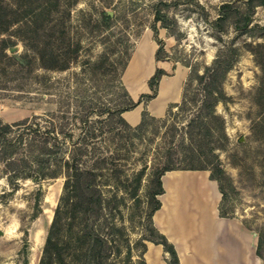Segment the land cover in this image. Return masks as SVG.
I'll use <instances>...</instances> for the list:
<instances>
[{
  "label": "rangeland",
  "instance_id": "obj_1",
  "mask_svg": "<svg viewBox=\"0 0 264 264\" xmlns=\"http://www.w3.org/2000/svg\"><path fill=\"white\" fill-rule=\"evenodd\" d=\"M195 1L208 11L207 20ZM243 1L185 0L173 4L169 13L176 17L177 26L170 33L158 26L157 36L163 46L156 53L158 44L149 26L153 16L148 0H115L118 10L123 11L127 19L124 30L127 37L122 43L128 46L130 54L122 66L121 60H115L116 53L109 51L103 66L94 68L82 61L86 57L95 58L103 49L102 41L113 44L120 26L111 30L106 37L108 40L102 38L105 33L86 31L78 10H87L92 3L99 4V0H0L2 12L20 10L28 5L37 9L51 4L50 11L44 16L49 19L45 27L60 28V19H65L64 27L71 35L79 34L78 59L64 70H45L36 65L29 74L0 69V115L8 122L32 115H39L41 125L53 121L60 143L67 147L64 159H70L69 152L72 153L84 138L95 144L94 156L84 159L96 168L104 183L107 221L102 226L103 231L110 233L111 224L121 228L113 231L120 251L110 255L117 264H136L135 254L140 245L134 241L141 233L149 234L146 230L147 192L153 172L164 166L183 168L191 163L208 167L219 165L223 169L224 210L250 234L252 251L242 257L241 264H264V85L260 88V61L264 63V6L256 7L248 18V25H253L248 31L235 25L219 31L210 23L217 16L220 5L243 6ZM67 12L69 17L63 18ZM33 24L32 17L27 16L14 25L0 26L7 28L0 32V39L6 37L14 42L5 49L7 54L19 55L26 51L36 55L40 47L34 37H23L18 33V29H26V26L34 29ZM143 40L153 43V71L161 64L167 74H171L181 65L184 78L180 95L182 78L179 81L168 79L162 99L178 101L168 103L162 117L148 114L142 127L137 129L115 118H106V109L128 103L130 93L136 96L137 85L146 79L141 72L128 73L133 56L141 60L146 57L137 53L138 44ZM228 46L236 48L237 59L221 83L224 96L215 107L219 117L208 118L206 127L199 132L197 123H190L197 115L201 98L197 75L204 73L213 58ZM16 61H12L13 65H17ZM85 115L86 120H82ZM190 130L201 139V148L194 145L195 158L192 159L184 157L190 154L181 151L180 147L181 135L186 133L188 137ZM18 131L25 139L23 144L15 141L16 155H28L27 139L32 137L39 141L42 135ZM185 142V146L190 145V138ZM56 166L57 176L38 180L17 178L13 187L7 180L8 170L0 161V229L6 227L9 230V234L0 233V264H38L49 220H52L65 179L63 160ZM66 217L62 211L60 221L63 225L69 221ZM73 228L75 230V224ZM60 234L63 239H72L73 243L75 232L64 229ZM107 235L111 237V234ZM258 235L262 239L260 256L255 253ZM72 243L63 248L67 256L71 255ZM127 245L131 246L130 259L126 255Z\"/></svg>",
  "mask_w": 264,
  "mask_h": 264
},
{
  "label": "trees",
  "instance_id": "obj_2",
  "mask_svg": "<svg viewBox=\"0 0 264 264\" xmlns=\"http://www.w3.org/2000/svg\"><path fill=\"white\" fill-rule=\"evenodd\" d=\"M65 1L77 2V0ZM133 1L136 2L138 0ZM179 1L185 0H148L147 5L153 16L149 26L158 44L156 53L163 46V41L157 36L158 26L164 28L168 33L177 26L176 17L170 15L169 9ZM195 3L202 10V17L207 20L209 17L208 11L198 1H195ZM243 3V6L237 4L220 5L217 8V16L210 21L211 25L219 31H225L229 25L241 27L243 31L251 30L253 25H248V18L253 15L256 7L264 6V0H244ZM65 4L76 5V3ZM49 5H47L48 7L42 6L37 9L28 5L22 7L20 10L18 8L9 12L4 10L2 12L0 10V26L5 25L8 27L9 25L23 21L27 16L32 17L34 29L26 26V29H18V33L23 37H34L40 47L36 55L26 51L19 55H9L5 49L10 48L14 42L6 37H2L0 39V69H12L28 74L34 71V65L45 70H64L78 59V51L81 47V41L77 36L79 34L75 33L74 36L71 35L67 28L64 27L65 19H60V28L57 26L45 27L44 24L49 19L46 20L44 16H47V13L50 11ZM78 14L80 16L79 20L82 22V26L86 28V31L99 35L105 33L106 36L103 35L102 38H106L111 30L120 24L118 33L115 32L116 39L113 44L109 41H105L106 43L102 41V51L95 58L86 57L82 63L91 65L94 68H100L107 61L109 51H114L116 53L115 60H121L122 66H124L130 54L128 46L122 43L124 37H127L124 31L127 19L124 16V12L118 10L115 0H99V4L92 3L87 10L79 9ZM66 17H69L68 12L63 15V18ZM6 27H0V32L6 30ZM108 39L106 38V40ZM14 59H17V65H13L12 61ZM236 59V48L228 46L213 58L211 65L206 67L204 73L197 75V81L201 89V98L198 104L197 115L194 119H191L190 123L191 125L197 123V130L199 132L202 128L206 127L208 118L216 119L219 117L215 112V107L219 101L223 100L224 91L222 90L221 83ZM260 66L262 70L261 88L264 85V63L262 61H260ZM163 74H167V71L160 64V66L155 67L153 73L146 79L150 91L140 93L137 99L129 96L128 103L106 109V118H115L117 121L126 122L121 116V112L134 108L140 102L145 104L148 100L155 97L159 79ZM147 115L148 112L144 106L141 111V120L134 127L137 129L142 127ZM39 119H41L39 115H32L31 117L8 122L4 121L0 116V161L8 170L7 180L10 184L14 185L13 187L16 186V181L14 180L17 178L38 180L45 177H54L59 174L56 165L60 164L61 160L66 165L62 191L58 203L54 208L53 217L48 227L38 264H117L116 260L111 259L110 255L111 252L120 251L118 249V241L113 237V231H120L121 228L111 224L109 225L110 233L103 231L102 226L107 221L104 211L106 199L103 190L104 183L100 179V173L96 168L84 159L87 156H94L95 144L84 138L74 147L72 153L71 151L69 152L70 159H64L67 147L64 143H60V138L58 132L55 131L56 126L53 121H47L44 125H41ZM82 120H86V115ZM18 129L25 130L26 132L41 133L42 135L39 141L32 139V137H29L28 141L26 140L28 142L27 146L30 148L28 155H16L15 141L23 144L25 139L22 132L19 133ZM187 138H190L191 142L189 143L190 145L185 146ZM200 141L201 139L194 136V131L191 130L188 137L186 133L181 135V151L184 153L187 151L190 154V156L186 154L184 157L195 158L194 151L196 147L194 145L201 148ZM35 145L36 149L34 150ZM172 169H209L210 178L217 181L219 191L221 192L218 212L221 216L228 217L222 204L226 193L221 177L223 169L219 165L208 167L206 164L191 163L183 168L170 165L155 170L147 192L149 209L147 211L148 226L146 230L149 234L141 233L134 241L140 245L135 254L136 264H145L143 252L146 240L162 244L164 251L168 253V258H166L168 264H179L173 244L153 226L151 221L152 212L160 206L157 196L163 192L161 175L165 171ZM62 211L66 213V218L69 220L66 222V225H63L60 221ZM73 224H75V230L74 228L72 229ZM64 229L69 230L70 233L75 232L73 243L72 239L68 237H66L67 239H63L61 237L60 233ZM107 234H111V237ZM71 243L73 244L71 255L67 256L63 248L65 245ZM261 244V235H258L255 253L259 256ZM126 247V255L130 259L131 246L127 245Z\"/></svg>",
  "mask_w": 264,
  "mask_h": 264
},
{
  "label": "crops",
  "instance_id": "obj_3",
  "mask_svg": "<svg viewBox=\"0 0 264 264\" xmlns=\"http://www.w3.org/2000/svg\"><path fill=\"white\" fill-rule=\"evenodd\" d=\"M164 75L167 74L159 79L156 96L145 104L140 102L134 106L140 105L135 123L132 124L124 115L134 108L121 112L129 125L135 126L140 122L144 106L149 115L162 117L168 103L178 101L165 99L160 103L155 102ZM183 78L184 75L179 81V95ZM146 79L137 85L136 96L130 93L133 99L140 93L150 91ZM156 107L161 109L158 115L154 113ZM167 174L173 176L167 178L168 185H165L163 178ZM209 174L207 169H172L164 172L161 175L163 192L157 196L160 206L152 212V224L173 244L179 264H241L242 257L252 251L250 234L242 230L237 219L219 214L221 192L217 181L210 178ZM143 257L145 264H168V253L160 243L146 240Z\"/></svg>",
  "mask_w": 264,
  "mask_h": 264
},
{
  "label": "bare ground",
  "instance_id": "obj_4",
  "mask_svg": "<svg viewBox=\"0 0 264 264\" xmlns=\"http://www.w3.org/2000/svg\"><path fill=\"white\" fill-rule=\"evenodd\" d=\"M170 39H171V36L167 40H170ZM152 52H153V43H146L144 40L139 42L137 53H142L143 57L144 56L146 57H144L141 60V59H138L137 56H133L132 62L128 68V73H136L138 71V72H141L140 74L144 77H146L147 75L150 76L153 71ZM182 76H183V69L181 68V65L177 66L175 72H173L171 75H164L160 82L159 89H158L159 90L158 98L155 100V102L160 103L161 100L163 99V96L165 95L168 79L174 78L177 81H179L182 78ZM139 109H140V105L135 107L132 111L124 114L126 119L132 122V124L136 122V119H137L136 113L139 111ZM160 111H161L160 107H156L154 113L157 115L160 113ZM172 176L173 175L170 176L169 174H167L163 178L165 185H168L167 178L172 177ZM2 232L4 234H9V230L6 227H2Z\"/></svg>",
  "mask_w": 264,
  "mask_h": 264
},
{
  "label": "water",
  "instance_id": "obj_5",
  "mask_svg": "<svg viewBox=\"0 0 264 264\" xmlns=\"http://www.w3.org/2000/svg\"><path fill=\"white\" fill-rule=\"evenodd\" d=\"M46 200H48V199H46ZM49 204H50V201H49ZM49 222H51V219L49 220ZM0 233H2V230L0 229Z\"/></svg>",
  "mask_w": 264,
  "mask_h": 264
}]
</instances>
